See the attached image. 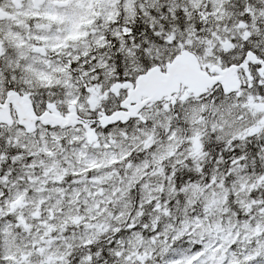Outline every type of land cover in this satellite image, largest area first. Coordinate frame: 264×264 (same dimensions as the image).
Here are the masks:
<instances>
[{
    "label": "snow or ice",
    "instance_id": "obj_1",
    "mask_svg": "<svg viewBox=\"0 0 264 264\" xmlns=\"http://www.w3.org/2000/svg\"><path fill=\"white\" fill-rule=\"evenodd\" d=\"M0 264H264V0H0Z\"/></svg>",
    "mask_w": 264,
    "mask_h": 264
}]
</instances>
